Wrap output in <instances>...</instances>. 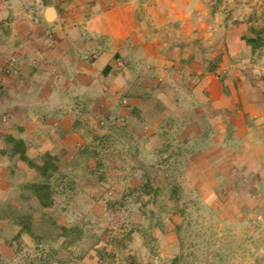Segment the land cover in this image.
<instances>
[{"label": "rangeland", "instance_id": "374dc122", "mask_svg": "<svg viewBox=\"0 0 264 264\" xmlns=\"http://www.w3.org/2000/svg\"><path fill=\"white\" fill-rule=\"evenodd\" d=\"M204 1L208 29L244 23L241 39L263 37L245 62L213 41L204 52L209 67L218 65L223 77V68L236 67L250 78V67H258L263 83L251 85L264 91V0ZM110 120L86 122L72 151L34 148L29 157L27 147H17L22 208L13 215L22 229L0 235V264H264L261 124L238 130V138L227 123L215 133L205 127L196 139L197 124L181 116L151 150L142 134ZM23 231L30 240L21 239Z\"/></svg>", "mask_w": 264, "mask_h": 264}, {"label": "crops", "instance_id": "0c3cea01", "mask_svg": "<svg viewBox=\"0 0 264 264\" xmlns=\"http://www.w3.org/2000/svg\"><path fill=\"white\" fill-rule=\"evenodd\" d=\"M204 2L0 0V235L22 229L13 215L22 208L19 145L29 157L34 148L72 151L85 123L101 119L142 134L151 150L181 116L197 124L196 139L205 127L213 133L228 124L236 138L240 129L264 128V91L251 85L261 84L260 69L250 67V78L246 70L222 67L223 77L204 57L208 44L221 39L229 59L245 62L253 47L240 36L247 26L208 29ZM123 99L129 107L118 104ZM21 239L31 237L23 231Z\"/></svg>", "mask_w": 264, "mask_h": 264}, {"label": "trees", "instance_id": "16d2710c", "mask_svg": "<svg viewBox=\"0 0 264 264\" xmlns=\"http://www.w3.org/2000/svg\"><path fill=\"white\" fill-rule=\"evenodd\" d=\"M259 40H263V37H262V35L259 33V34H257L255 37H253V38H247L246 39V42L248 43V44H250V45H253V47L255 46V44L259 41Z\"/></svg>", "mask_w": 264, "mask_h": 264}, {"label": "water", "instance_id": "95a60500", "mask_svg": "<svg viewBox=\"0 0 264 264\" xmlns=\"http://www.w3.org/2000/svg\"><path fill=\"white\" fill-rule=\"evenodd\" d=\"M53 15H54L53 9L52 8H49L47 10V16H48V18L51 19L53 17Z\"/></svg>", "mask_w": 264, "mask_h": 264}]
</instances>
